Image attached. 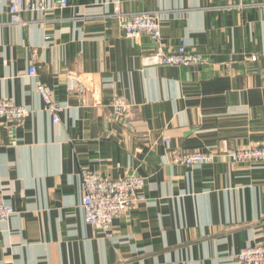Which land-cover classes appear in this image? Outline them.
Masks as SVG:
<instances>
[{
	"label": "crops",
	"instance_id": "1",
	"mask_svg": "<svg viewBox=\"0 0 264 264\" xmlns=\"http://www.w3.org/2000/svg\"><path fill=\"white\" fill-rule=\"evenodd\" d=\"M45 1L51 12L22 14V27L0 0V99L28 112L17 127L0 122V198L15 211L0 224V264H231L264 240V164L221 157L264 147V0H68L63 11ZM116 3L157 12L161 50L184 42L204 64L143 66L148 37L127 38L112 19L70 20ZM37 81L62 108L56 124ZM113 97L127 118H115ZM176 151L221 155L182 167ZM81 170L145 180L111 236L84 221Z\"/></svg>",
	"mask_w": 264,
	"mask_h": 264
},
{
	"label": "built area",
	"instance_id": "2",
	"mask_svg": "<svg viewBox=\"0 0 264 264\" xmlns=\"http://www.w3.org/2000/svg\"><path fill=\"white\" fill-rule=\"evenodd\" d=\"M6 10L10 25L25 26L27 22L21 19L24 13L43 12L50 13L45 0L34 2L32 0H5ZM253 5V0H238L230 8L242 9ZM69 7L68 0H57L55 10L63 11ZM114 20L127 38L148 37L155 45V52L142 57L143 66H172V67H198L205 60L197 54L187 50L182 42L175 51L165 54L158 46L161 37V29L157 12L127 13L121 10L116 3L111 13H105L99 7L87 6L76 13L70 20L73 23H92ZM51 22L62 20L51 19ZM49 39V36L46 37ZM28 75L34 77V68L28 69ZM71 79V75H68ZM35 89L43 102V110L50 114L54 124L59 122L60 105L53 100L52 91L35 82ZM109 107L115 118L125 119L130 112L128 105L120 97H113ZM28 114L23 106L16 105L13 101L0 99V122L17 127L22 124ZM168 143L167 138L162 139ZM170 163L176 166L193 167L214 162L221 155L213 156L197 151L170 153ZM224 157L230 164H264V147L253 146L230 150L224 153ZM145 180L140 176H127L120 179H109L99 174L80 171V187L82 192L81 208L84 221L105 236H111L112 222L115 218L125 214L132 205L142 198ZM15 211L0 198V224L9 221ZM231 264H264V240L243 248L230 258Z\"/></svg>",
	"mask_w": 264,
	"mask_h": 264
}]
</instances>
